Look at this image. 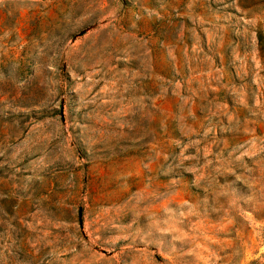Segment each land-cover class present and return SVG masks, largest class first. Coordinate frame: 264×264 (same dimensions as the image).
<instances>
[{
  "label": "rangeland",
  "instance_id": "obj_1",
  "mask_svg": "<svg viewBox=\"0 0 264 264\" xmlns=\"http://www.w3.org/2000/svg\"><path fill=\"white\" fill-rule=\"evenodd\" d=\"M0 264H264V0H0Z\"/></svg>",
  "mask_w": 264,
  "mask_h": 264
}]
</instances>
